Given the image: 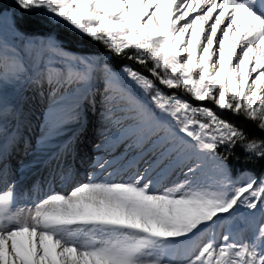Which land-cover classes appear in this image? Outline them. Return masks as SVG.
Here are the masks:
<instances>
[{
	"label": "snow or ice",
	"instance_id": "obj_1",
	"mask_svg": "<svg viewBox=\"0 0 264 264\" xmlns=\"http://www.w3.org/2000/svg\"><path fill=\"white\" fill-rule=\"evenodd\" d=\"M261 8L0 0V264H264Z\"/></svg>",
	"mask_w": 264,
	"mask_h": 264
},
{
	"label": "trees",
	"instance_id": "obj_2",
	"mask_svg": "<svg viewBox=\"0 0 264 264\" xmlns=\"http://www.w3.org/2000/svg\"><path fill=\"white\" fill-rule=\"evenodd\" d=\"M264 11V8H261ZM35 15L42 17V22L46 28H51L58 32L61 36L65 37V43L70 45L73 50L88 51L95 47V42L91 38L86 37L70 27L63 24H57L54 21H50V13H45L43 11L35 13ZM230 119H235L237 123L248 128L249 130L255 131L254 126L250 121L244 120L242 117H232L229 115Z\"/></svg>",
	"mask_w": 264,
	"mask_h": 264
},
{
	"label": "rangeland",
	"instance_id": "obj_3",
	"mask_svg": "<svg viewBox=\"0 0 264 264\" xmlns=\"http://www.w3.org/2000/svg\"><path fill=\"white\" fill-rule=\"evenodd\" d=\"M88 137L90 138V141L87 143V149H86V150L90 152V150H91V143H90V142H91V141H94V132L90 131L89 134H88ZM84 151H85V148H84V146L82 145V146H81V154H83ZM77 168H78L80 171H82V172L86 171L85 166L82 165V164H80L79 161H77ZM57 190H61V189H57ZM194 211H195V209H194V207H192V206H190V207L187 209L188 214H192V213H194Z\"/></svg>",
	"mask_w": 264,
	"mask_h": 264
}]
</instances>
